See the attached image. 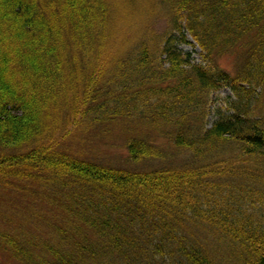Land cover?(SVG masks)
I'll list each match as a JSON object with an SVG mask.
<instances>
[{
  "label": "trees",
  "instance_id": "trees-1",
  "mask_svg": "<svg viewBox=\"0 0 264 264\" xmlns=\"http://www.w3.org/2000/svg\"><path fill=\"white\" fill-rule=\"evenodd\" d=\"M140 1L0 0V185L37 183L78 220L1 232L0 249L25 264H264V0H158L170 30L126 53ZM106 126L134 169L63 148Z\"/></svg>",
  "mask_w": 264,
  "mask_h": 264
},
{
  "label": "rangeland",
  "instance_id": "rangeland-1",
  "mask_svg": "<svg viewBox=\"0 0 264 264\" xmlns=\"http://www.w3.org/2000/svg\"><path fill=\"white\" fill-rule=\"evenodd\" d=\"M128 5L131 4L128 3L126 5L127 8H132L131 12L124 14L125 17L128 15L127 20L124 21V24L128 23L125 27V31L129 34L127 36L128 42L124 40L119 42L121 46H124L123 49L126 48V53L130 52L135 44L139 43L138 41H147L150 44H155L170 30L168 8L165 9L160 1L143 0L136 7H129ZM119 26H121V23H119ZM119 38L120 35H118V40ZM191 48L189 45L184 47L186 51L191 50ZM195 49L197 52H200L199 47ZM194 55L195 57H199L198 53ZM219 61L222 68L232 73L236 70V56H224L219 58ZM220 93V95L225 96L228 90L224 89ZM122 123L126 127L129 124L134 125L131 119ZM137 124V126H142L141 123ZM120 128V126L112 127L113 130L118 129L116 135L109 134L111 129L108 130V126L103 128L98 127L92 131L85 129L84 132L70 134L65 140L63 148L80 158L91 159L111 166L134 169L135 167L132 166L134 162L131 158H126L127 151L124 148L128 136L122 133ZM140 132L144 133L146 130L140 128ZM152 138L156 142L158 141L159 145L163 144V138L159 137L158 133H154ZM22 185L27 189L19 193L14 192L10 186L8 188L1 187L0 185V233H15L22 227L25 230L24 232L37 234L38 232H46V230H50L49 227L58 224L66 226L69 222H78L77 218L62 210L63 206L42 198L45 197L41 194L44 189L40 188L37 183L22 182ZM26 239L25 237L21 238V242H24ZM34 251L37 254V250L34 249ZM0 264L25 263L21 260H16L10 253H6L0 249Z\"/></svg>",
  "mask_w": 264,
  "mask_h": 264
}]
</instances>
